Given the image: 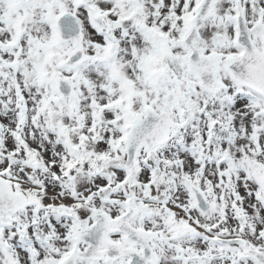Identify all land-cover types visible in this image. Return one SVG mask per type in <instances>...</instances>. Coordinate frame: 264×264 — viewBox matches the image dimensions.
Wrapping results in <instances>:
<instances>
[{"label": "snow or ice", "instance_id": "obj_1", "mask_svg": "<svg viewBox=\"0 0 264 264\" xmlns=\"http://www.w3.org/2000/svg\"><path fill=\"white\" fill-rule=\"evenodd\" d=\"M0 264H264V0H0Z\"/></svg>", "mask_w": 264, "mask_h": 264}]
</instances>
